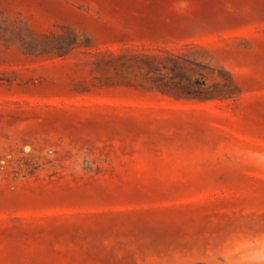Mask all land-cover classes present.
Returning <instances> with one entry per match:
<instances>
[{
  "label": "rangeland",
  "instance_id": "rangeland-1",
  "mask_svg": "<svg viewBox=\"0 0 264 264\" xmlns=\"http://www.w3.org/2000/svg\"><path fill=\"white\" fill-rule=\"evenodd\" d=\"M0 264H264V0H0Z\"/></svg>",
  "mask_w": 264,
  "mask_h": 264
},
{
  "label": "trees",
  "instance_id": "trees-1",
  "mask_svg": "<svg viewBox=\"0 0 264 264\" xmlns=\"http://www.w3.org/2000/svg\"><path fill=\"white\" fill-rule=\"evenodd\" d=\"M199 94L201 95V94H203V93H199ZM196 96H198V95H196Z\"/></svg>",
  "mask_w": 264,
  "mask_h": 264
}]
</instances>
